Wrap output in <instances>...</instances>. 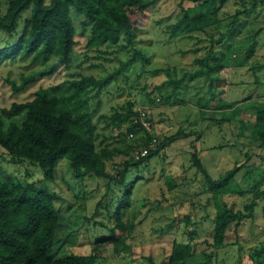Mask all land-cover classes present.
Here are the masks:
<instances>
[{"label": "trees", "instance_id": "obj_1", "mask_svg": "<svg viewBox=\"0 0 264 264\" xmlns=\"http://www.w3.org/2000/svg\"><path fill=\"white\" fill-rule=\"evenodd\" d=\"M156 1L7 0L0 9V36L5 34L15 40L10 42L11 45L0 48V65L9 54H12V58L18 55L20 62L30 57L43 65L48 64L41 71L22 74L18 83L16 80L5 79L12 94L24 92L38 78L52 72L60 64L69 66L76 34L70 16L71 8L83 15L80 22L87 26L86 52L96 51V58L106 61L107 54L120 49L131 59H138L146 64L149 58L138 46L136 22L132 15L140 18L146 16V9ZM230 1L238 7L232 15L226 16V12L222 15L221 9ZM263 7L264 0H178V20L170 23L166 31L170 37H181L189 43L192 42L191 47L177 51L179 55L193 57L192 68H172L175 73H180L177 79L170 78L169 68L155 69L151 74L159 75L164 72L174 86V95L178 93V89L185 90L191 82L199 81L203 85L196 87L195 102L210 103L223 92L218 88L222 81L220 73L226 67L222 61L226 50L231 48V41L242 32L244 19L250 15L257 17ZM26 11H29V15L23 19ZM262 30L253 29V41L247 49L248 56L253 53L256 36ZM111 48L115 50L111 51ZM99 67V64L91 63L88 68ZM258 67L253 65L250 69L254 72ZM261 70L264 73V65ZM258 74L253 73L255 85L262 84ZM109 80L110 76L82 74L61 84L40 87L25 101H13L8 107H0V150L7 157L3 156V159L19 166L22 163H31L38 167L42 174L38 179L26 184L0 179V264H96L101 253L99 245L103 241L111 244L114 257L131 251L127 234L133 230L134 223L131 220L128 222L125 217L133 211V201L138 196L132 194L135 185L145 182L144 172L148 170L152 160L166 158L164 150L180 137L191 135V132L185 133L178 129L172 135L163 136L162 139L156 138L146 130L144 124L148 119L147 110H136L133 103L128 101L121 110L111 107L113 114L108 117L102 115L99 119H109L108 124L115 128L125 124V132L133 136L130 140L134 139L138 132H143V136L123 149L101 146L102 141L98 146L95 145V125L92 123V117L100 106L98 96ZM242 83L229 82L233 86ZM204 86L205 90L202 91ZM162 87L163 83L145 85V101L148 105H155L161 100L168 101L173 97H159L156 101L155 95ZM202 106L205 108L208 105L203 103ZM239 106L241 104L236 101L221 99L216 105V109L222 111L221 119L211 120L215 121L219 128L221 123L230 124L242 112ZM251 112L255 121L251 124L238 118L240 133L235 137L242 138L246 131L252 139L260 141V144L256 145L258 154H246V158L247 161H264V101L254 105ZM199 137L200 135L195 141ZM152 139H156L155 146H150ZM191 147V168L195 175H203L206 188L214 200L215 211L209 235L201 241L195 222H191L188 217L177 219L176 228L178 232L182 231L181 238L173 236L167 264H194L199 256L202 257L203 264H212L217 252L231 245H238L236 241L231 240L229 232H235L243 221L253 220L258 201L264 199V188L256 185L241 189L237 184L235 190L232 182L243 167L242 164L227 171L220 178L212 179L198 157L194 144H191ZM142 148H148L147 154L135 159L134 156ZM119 153L128 157L119 164L115 173H111L106 164L113 162ZM61 159L69 161V168L75 179L95 176L102 180L103 192L95 202L92 213L87 215L84 212L82 222L83 228L87 229L90 222L94 227L103 230L106 228L107 234L97 237L95 243H90L88 253L77 254L65 250L59 257H54L60 223V213L55 207L58 195L48 190L45 183L53 179L57 162ZM115 188L118 189L116 192ZM236 193L249 195L242 208H235L218 199L219 196ZM106 222H109L110 226L106 225ZM189 226L192 228L189 229ZM75 231L70 230L67 233L72 236L71 242L67 243L77 241V235L81 231L79 228ZM255 256L257 263L263 261L264 246L256 251ZM146 260L153 264L150 257H146Z\"/></svg>", "mask_w": 264, "mask_h": 264}, {"label": "rangeland", "instance_id": "obj_2", "mask_svg": "<svg viewBox=\"0 0 264 264\" xmlns=\"http://www.w3.org/2000/svg\"><path fill=\"white\" fill-rule=\"evenodd\" d=\"M6 1L0 0V9ZM177 2L178 0H157L146 9V16L140 18L132 15L136 22L138 46L149 58L146 64L138 59H131L125 51L120 49L107 54L106 61L96 58L98 55L96 51L86 52L87 26H83L80 22L83 15L71 8L70 16L76 34L69 66L58 65L52 72L38 78L24 92L14 95L5 79L16 80L18 83L22 74L41 71L48 64L43 65L39 61L31 60L30 57L20 62L18 55L12 58V54H9L0 65V107H8L13 101H25L40 87L61 84L76 79L82 74H93L97 77L110 76L109 83L98 96L100 106L92 117V123L95 125L94 141L97 146L102 141L101 146L105 145L109 149H123L143 136V132H138L135 138L130 140L129 138L133 136L130 137L129 133L125 132V124L115 128L108 124L109 119H99L102 115L108 117L113 114L111 107L121 110L128 101L133 103V108L136 110H147L148 119L144 124L146 130L154 134L156 138L162 139L163 136L172 135L178 129H182L185 133L191 132V135L180 137L164 150L163 154L167 155L166 158L152 160L148 170L144 172L145 182L142 181L141 186L135 185L132 194H138V196L133 201V211L125 217L128 218V222L131 220L134 223L133 230L127 234L131 251L114 257L111 244L103 241L99 245L101 253L96 264H150L146 257H150L153 264H167L168 250L173 236L181 238L182 231L178 232L176 228L177 219L188 217L191 222H195L200 233V241L209 235L211 219L215 211L214 200L206 188L203 175L201 173L195 175L191 168L189 161L191 144L196 147L198 157L201 158L212 179H218L227 171L242 164L243 167L232 182L234 188L237 184L241 189L252 185L264 188V161L254 159L247 161L246 158L247 155L256 153L258 149L256 145L260 144V141L252 139L250 133L246 131L242 138L235 137L240 133L238 118L253 124L255 118L251 109L264 101V73L261 72V66L264 65V7L257 17L250 15L244 19L242 32L231 41V48L226 50V56L222 60L226 67L220 73L222 81L218 88L223 90L222 94L217 95L210 103L197 104L195 90L197 85H203L199 81L191 82L185 90L178 89V93L174 95V86L164 72L159 75L151 74L155 69L169 68L170 78L177 79L180 73H175L172 68H192L193 57L179 55L177 52L179 49L191 47L192 42L189 43L181 37H170L169 32L166 31L170 23L178 20ZM237 7V4L230 1L221 9L222 15L224 12L226 16L232 15ZM29 11L23 14V19L28 17ZM21 27L22 25L18 29L19 32ZM249 28L251 30L247 31ZM259 28L263 30L256 36L254 51L248 56L247 49L253 41L251 38L253 29ZM14 40L13 37L2 34L0 48L11 45L10 42ZM91 63L99 64L101 67L89 69ZM253 65L259 66L254 72L250 69ZM253 73H259L262 84H253ZM230 81L243 83L233 86L229 84ZM161 83L163 87L156 93L158 94L155 95L156 101L159 97L164 99L172 95L173 97L168 101L161 100L155 105H148L145 101V85ZM204 90L205 86L202 91ZM221 99L238 102L241 104L239 107L242 112L230 124L221 123L219 128L211 119L214 118L217 121L221 119L222 111L216 109ZM203 103L208 106L204 108ZM202 109H208V111H202ZM192 132L195 134L193 135ZM198 135L200 137L195 141ZM4 155L5 153L0 150V179L26 184L42 176L35 165L28 162L20 166L12 164L3 159ZM127 157L126 154H117L113 162L106 164L107 170L115 173L119 164ZM247 173L248 175H245ZM45 184L48 190L58 195L55 207L60 213V223L54 257H59L63 252L65 253V250L77 252V254L88 253L91 248L90 243H95L97 237L107 234L106 228L105 231V229L94 227L89 222L86 229L83 228L82 222L84 212L87 215L92 213L95 202L103 192L102 180L95 176H88L82 180L75 179L69 168V161L61 159L57 162L53 179ZM117 190L115 188V192ZM248 196L236 193L219 196L218 199L235 208H242ZM263 206L264 199H260L255 208L253 220H245L235 232H229L231 240L236 241L238 245H231L217 252L212 264L264 262L263 257V261L257 263L255 256L256 251L264 246ZM106 225L110 226V223L106 222ZM77 228L81 231L77 235V241L67 243L71 242L72 237L67 233ZM191 228L189 226V229ZM201 258L199 256L194 264H203Z\"/></svg>", "mask_w": 264, "mask_h": 264}, {"label": "built area", "instance_id": "obj_3", "mask_svg": "<svg viewBox=\"0 0 264 264\" xmlns=\"http://www.w3.org/2000/svg\"><path fill=\"white\" fill-rule=\"evenodd\" d=\"M129 135H130V137L132 136V134H129ZM155 144H156V139H152L150 142V146H155ZM147 152H148V148H142L140 150V152L138 154H136L134 157H135V159H139L140 157L145 156L147 154Z\"/></svg>", "mask_w": 264, "mask_h": 264}]
</instances>
